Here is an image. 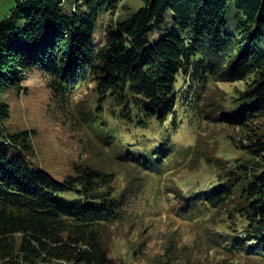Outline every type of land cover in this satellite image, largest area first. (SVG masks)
Here are the masks:
<instances>
[{
    "label": "trees",
    "instance_id": "obj_1",
    "mask_svg": "<svg viewBox=\"0 0 264 264\" xmlns=\"http://www.w3.org/2000/svg\"><path fill=\"white\" fill-rule=\"evenodd\" d=\"M15 1L0 23V90L21 91L38 71L66 111L95 83L96 104L79 123L116 143L117 157L143 179L176 166L173 135L187 120L251 129L243 152L220 157L214 178L181 194V203L190 218L223 211L215 243L264 260V0H140L103 25L101 43L100 19L125 0ZM223 81L245 88L214 116L207 93ZM9 116L0 103V264H117L103 229L139 215L137 193L114 172L79 165L60 180L34 167L31 131H7ZM173 255L168 249L148 264H173Z\"/></svg>",
    "mask_w": 264,
    "mask_h": 264
},
{
    "label": "rangeland",
    "instance_id": "obj_2",
    "mask_svg": "<svg viewBox=\"0 0 264 264\" xmlns=\"http://www.w3.org/2000/svg\"><path fill=\"white\" fill-rule=\"evenodd\" d=\"M124 3V8L100 19L95 43L104 41L103 25L142 5L140 0ZM15 4V0H0V23L11 14ZM22 85L21 91L3 87L0 103L10 107V116L3 121L7 131H31L33 153L29 159L34 167L60 180L75 174L79 165L114 172L119 184H127L129 190L137 193L134 209L139 215L103 229V239L117 264H148L168 249L173 250V264H264L259 257L230 254L222 247L225 243H215L214 238L219 237L214 233L225 223L223 211L207 209L203 215L190 218L185 215V203H181V194L189 197L199 182L214 178L220 157L221 161L231 160L243 152L242 144L248 142L250 128L219 124L204 116L187 120L173 135L177 152L173 166H176L154 179L143 173L149 176L143 179L130 164L117 157L120 148L114 147L116 143H106L84 122L79 123L84 110L96 104L95 83L77 92L66 111L57 106L40 72L29 74ZM244 88L242 82L213 83L207 93L206 109L214 106L218 113L211 112L219 116L229 96ZM121 133L128 138L131 134L124 127ZM0 137H4L1 131ZM63 195L70 200L76 198L72 193Z\"/></svg>",
    "mask_w": 264,
    "mask_h": 264
},
{
    "label": "bare ground",
    "instance_id": "obj_3",
    "mask_svg": "<svg viewBox=\"0 0 264 264\" xmlns=\"http://www.w3.org/2000/svg\"><path fill=\"white\" fill-rule=\"evenodd\" d=\"M123 235V234H122Z\"/></svg>",
    "mask_w": 264,
    "mask_h": 264
}]
</instances>
